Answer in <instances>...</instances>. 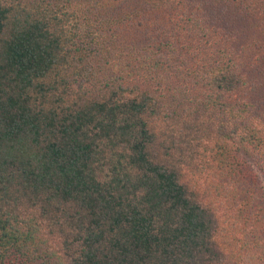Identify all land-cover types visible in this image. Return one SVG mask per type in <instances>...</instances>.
I'll list each match as a JSON object with an SVG mask.
<instances>
[{"label": "trees", "instance_id": "obj_1", "mask_svg": "<svg viewBox=\"0 0 264 264\" xmlns=\"http://www.w3.org/2000/svg\"><path fill=\"white\" fill-rule=\"evenodd\" d=\"M0 264H264V0H0Z\"/></svg>", "mask_w": 264, "mask_h": 264}]
</instances>
